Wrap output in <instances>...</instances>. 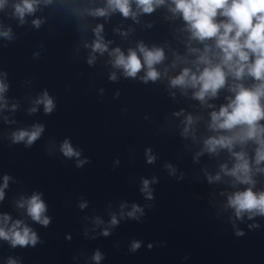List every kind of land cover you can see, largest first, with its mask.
I'll use <instances>...</instances> for the list:
<instances>
[{
  "label": "water",
  "instance_id": "water-1",
  "mask_svg": "<svg viewBox=\"0 0 264 264\" xmlns=\"http://www.w3.org/2000/svg\"><path fill=\"white\" fill-rule=\"evenodd\" d=\"M19 2L7 0L0 10V31L11 29V39L0 36V79L8 86L7 106L0 108V187L4 176L10 177L0 214L23 220L41 242L12 248L0 240V264L10 258L17 264H96L97 250L104 257L100 264H264V217L245 214L240 220L227 207L231 194L249 187L221 171L225 165L231 170L235 157L227 149L205 150L210 137L232 134L211 130V113L235 98L234 85L251 88L258 82L230 75L206 103L193 98V89L173 88L171 79L184 68L196 71L200 53L191 49L203 52L207 45L213 57L219 50L214 40L190 38L182 17L169 10L171 0L136 19L111 10L105 17L91 14L106 8L107 0H39L23 24L14 15ZM132 7L136 12L134 2ZM37 20L39 27L33 23ZM101 25L108 45L103 55L92 50ZM141 44L164 51L157 81H143L146 68L131 78L113 67L109 52L119 48L125 55L129 49L139 54ZM45 90L54 99V111L45 114L41 105L31 113ZM36 124L45 131L31 147L12 142V133ZM65 140L89 162L78 168L75 157H65L60 150ZM256 147L248 142L233 150L247 154L253 190L262 192L264 172L256 168L264 163L255 164ZM149 149L153 163H148ZM145 179L156 181L150 185L153 200L141 191ZM34 192L42 193L48 206L47 227L17 206ZM82 203L87 207L82 209ZM122 204L127 205L125 218ZM133 204L144 209L140 220L126 217ZM113 214L120 222L110 227ZM105 230L110 235L104 236ZM133 241L141 243L136 252L130 251Z\"/></svg>",
  "mask_w": 264,
  "mask_h": 264
},
{
  "label": "clouds",
  "instance_id": "clouds-1",
  "mask_svg": "<svg viewBox=\"0 0 264 264\" xmlns=\"http://www.w3.org/2000/svg\"><path fill=\"white\" fill-rule=\"evenodd\" d=\"M133 2L136 5V12L133 11ZM6 3L7 0H0V10ZM165 4L166 0H107L106 8L96 9L91 14L105 17L111 10V12L118 11L126 18L136 19L141 12L150 14L157 7ZM38 5L39 0H20L14 5V15L23 24L26 16L37 11ZM171 5L174 6H169V10L173 15L182 17L192 40L201 43L214 40L215 48L219 50L213 57L210 55L212 48L207 45L203 52H200L198 48L191 49V52L200 53L194 62L196 71L184 68L178 76L171 79L173 88L193 89L195 90L193 98L206 103L207 98L217 97L219 91L226 86L230 75L235 80H243L247 75L258 82L251 88L243 84L234 85L230 91L235 93V98L229 97V103L226 106H222L218 112L211 113L210 129L232 134L210 137L205 141V150L215 153L218 149H227L231 152L236 160L235 165L231 170L225 165L221 171L234 177L239 184L249 185L246 190L236 191L228 197L227 207L234 210L235 217L240 220H243L245 214L248 215V219L256 216L264 217V191L253 190L255 181L252 178L253 169L249 158L245 152L233 150L237 144L245 145L248 142H254L257 145L255 164L259 166L264 163V125L260 124V121L264 120V105L261 103L264 99V0H171ZM218 17L226 19L218 21ZM33 23L37 27L40 25L38 20ZM102 31V25L95 29L97 39L92 45L93 52L101 55L108 52V45L101 35ZM0 36L11 39V29L0 31ZM109 55L112 57L113 67L122 69L125 77L136 78L138 73L146 68V73L142 77L145 83L154 82L160 78L161 73L156 65L165 59L162 49H148L142 44L139 45V54L136 50L129 49L128 54L125 55L123 51L116 48L109 52ZM94 60L95 56L89 60V63H93ZM110 79L115 81L116 74L113 73ZM7 88L4 80L0 79V108L7 106L4 99ZM41 105L45 114H51L56 107L54 99L46 90L34 101L30 112H37ZM185 123L190 126L193 123L192 116H188ZM44 131L45 127L42 124L33 125L30 130L20 129L12 133V142L14 144L23 142L26 147H31L41 138ZM187 131L188 128H185V134ZM60 150L69 159L75 157L78 168L89 162L87 159H79L81 152L73 147L70 140H65ZM154 160L155 157L151 155L149 149L148 163H153ZM256 171L264 172V168L257 167ZM172 172L174 174L175 169H172ZM3 179V186L0 187V201L5 198L4 190L8 187L10 177L4 176ZM219 179L220 176L217 175L215 180ZM212 180L213 178L209 177V181ZM155 182V179L153 181L145 179L142 182L141 191L147 200L154 199L150 185ZM42 195V193L34 192L30 197L21 198L17 206L25 209L27 216L33 222L47 227L51 220L47 216L48 206L42 199ZM80 207L83 209L87 205L82 203ZM126 207V204L121 205V218H125L123 209ZM144 214L143 208L133 204L131 210L126 213V217L140 220ZM119 222L117 216L113 214L110 227L117 226ZM96 223L100 225L103 221L97 219ZM236 234L244 235L240 231ZM103 235L108 236L110 232L105 230ZM0 240L9 242L12 248L35 247L41 242L37 233L23 220L13 221L8 214H0ZM140 247V242L133 241L130 251L136 252ZM151 247L152 245H149V248ZM103 258L98 250L92 257L96 264H100ZM8 264H17V261L10 258Z\"/></svg>",
  "mask_w": 264,
  "mask_h": 264
}]
</instances>
